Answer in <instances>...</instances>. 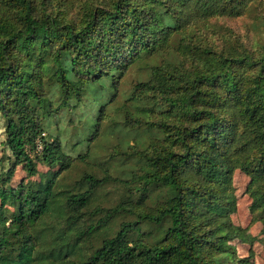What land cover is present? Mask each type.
<instances>
[{
    "label": "trees",
    "instance_id": "16d2710c",
    "mask_svg": "<svg viewBox=\"0 0 264 264\" xmlns=\"http://www.w3.org/2000/svg\"><path fill=\"white\" fill-rule=\"evenodd\" d=\"M251 4L262 9L264 1L0 0L3 144L29 177L38 175L36 162L54 170L45 181L9 189L14 212L8 225L0 215V264H233L221 258L226 251L235 256L229 243L249 241L231 221L235 169L249 178V210L264 234V41L254 48L237 39L219 51L201 43L213 19L244 14ZM172 51L178 58H165L135 85L172 116L127 119L164 135L127 153L142 162L140 174L123 180L85 173L80 190L62 183L74 161L65 134L82 121L76 114L86 115L79 145L98 134L124 70ZM93 109L96 116H87ZM65 112L72 115L62 120ZM50 125L56 134H45ZM108 181L139 183L134 189L144 193L95 207L102 216L82 227ZM156 188L168 195L149 206L145 193ZM119 215L131 219L95 246L98 232ZM51 217L61 229L45 227Z\"/></svg>",
    "mask_w": 264,
    "mask_h": 264
},
{
    "label": "rangeland",
    "instance_id": "374dc122",
    "mask_svg": "<svg viewBox=\"0 0 264 264\" xmlns=\"http://www.w3.org/2000/svg\"><path fill=\"white\" fill-rule=\"evenodd\" d=\"M264 1V0H263ZM264 8V6H263ZM262 9L259 5H250L244 14L235 17H223L213 19L207 29H203L205 36L201 38L204 45L210 44L219 51L223 47L229 46L234 40H240L247 46L259 47L264 41V20ZM202 32V33H203ZM178 53L170 52L169 55L159 57H148L139 63L135 62L129 65L121 78L119 79L118 89L115 97L105 101L103 120L98 129V134L87 142L75 145L78 137L83 136L82 125L86 118L85 111L76 115H81L82 121L75 124L70 123L69 131L65 134V140L68 142L66 152L73 156L74 161L67 173H62V183L73 190H80V182L85 173H92L97 178L110 176L116 179H130L140 174L142 162L135 158H128L127 153L131 151H141L148 149L150 143L155 138L163 139L164 135L161 131H147L143 127H138L135 123L131 125L127 123V119H151L154 120H171L172 116L166 113V109L157 106L158 100L152 99V93L143 94L140 89L135 88L137 82L147 81L152 77L153 70L156 66L164 64L165 58H178ZM72 115V114H71ZM71 115L60 114L62 120ZM87 116H96L95 109L88 112ZM64 123L66 124L65 120ZM55 126L50 125L45 130V134L49 132L56 134ZM86 136V135H85ZM84 136V137H85ZM4 121L0 117V215L6 218V225L13 220L14 206L10 203L11 193L9 189L20 190V185H30L40 180L49 179L52 176L51 168L36 162L38 175L29 177L22 166H14L13 159L10 158L8 151L5 149L4 140ZM57 169V168H53ZM12 171L11 178L7 181V175ZM45 181V180H44ZM249 184V178L240 170L235 169L232 174V187L236 198V210L231 215L232 223L244 229L249 237V241L234 240L229 243L235 249V258L246 260L245 264H264V234L262 233V224L253 220L249 207L251 198L246 193ZM140 186L124 184L117 181H108L98 188L92 204L88 207L87 212H93L95 207L105 209L114 207L127 196L132 197L134 201L142 197V190L135 191L134 188ZM139 187V188H140ZM7 194V199L2 200L1 191ZM149 206L163 200L168 192L165 188L152 189L145 193ZM102 213L87 214L85 222L81 225L84 227L87 223L96 222ZM127 215H119L109 221L106 227L102 228L95 240V246L99 244L100 236L104 234H114L121 222L130 220ZM62 222L57 218L51 217L46 221L45 227H54L53 230L61 229ZM145 232L152 231L145 228ZM135 236L132 235L131 238ZM83 253L90 254L89 245H83ZM221 255L224 262L234 261L230 252ZM230 256V257H226Z\"/></svg>",
    "mask_w": 264,
    "mask_h": 264
}]
</instances>
